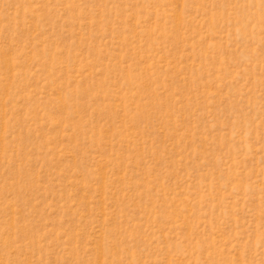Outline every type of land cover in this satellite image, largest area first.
Segmentation results:
<instances>
[{"label": "rangeland", "instance_id": "obj_1", "mask_svg": "<svg viewBox=\"0 0 264 264\" xmlns=\"http://www.w3.org/2000/svg\"><path fill=\"white\" fill-rule=\"evenodd\" d=\"M0 264H264V0H0Z\"/></svg>", "mask_w": 264, "mask_h": 264}]
</instances>
